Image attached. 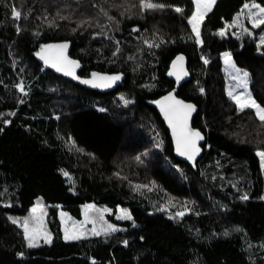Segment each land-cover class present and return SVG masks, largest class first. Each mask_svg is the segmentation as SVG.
<instances>
[{"label": "trees", "instance_id": "obj_1", "mask_svg": "<svg viewBox=\"0 0 264 264\" xmlns=\"http://www.w3.org/2000/svg\"><path fill=\"white\" fill-rule=\"evenodd\" d=\"M253 1L264 6L216 0L199 42L194 0H0V264H264V120L229 94L222 56L248 71L264 107V25L230 28ZM60 39L73 41L81 74L122 71L124 85L99 91L46 67L36 53ZM179 53L190 76L178 94L199 105L207 136L194 166L154 106L175 87ZM91 203L133 217L65 239L60 210L81 219ZM38 204L52 239L34 245L16 220Z\"/></svg>", "mask_w": 264, "mask_h": 264}, {"label": "rangeland", "instance_id": "obj_2", "mask_svg": "<svg viewBox=\"0 0 264 264\" xmlns=\"http://www.w3.org/2000/svg\"><path fill=\"white\" fill-rule=\"evenodd\" d=\"M195 1V11L190 18L192 20L194 15L199 16L200 12H203L202 19L198 18L197 27L199 30V42H202L200 36V26L205 15L212 9L214 3L210 4L207 11H204L203 4L197 5ZM261 8L264 6L260 5L257 1L251 2L240 15L230 24V28L237 34H250L254 35V26H261L264 23L260 21L264 20V12H261ZM192 24V23H191ZM193 27V26H192ZM196 32V31H195ZM197 34V33H196ZM258 44L261 47L264 44V28L257 32ZM224 58V70L228 80V92L237 101L239 100L240 107L244 103L250 104L255 101V104L259 108L263 106L257 104L255 97L253 96L250 88V74L244 68L239 67L232 59L230 54L229 57ZM247 73V76H245ZM258 112V108H256ZM264 152V151H259ZM261 157V156H260ZM261 162L264 167V158L261 157ZM220 206H226L225 201L219 200ZM133 217L132 212L129 208H121L118 206L114 208L110 205L93 203L88 204L83 209V215L81 219H77L65 210H60V218L62 221L63 231L65 235H76L79 238L88 235H96L101 233L111 232L121 228V221L128 217ZM17 223L22 225L26 231V235L31 244L37 245L42 242H47L48 239H52V233L48 226L47 221V209L43 204L34 206L30 211L23 216V219H17Z\"/></svg>", "mask_w": 264, "mask_h": 264}, {"label": "water", "instance_id": "obj_3", "mask_svg": "<svg viewBox=\"0 0 264 264\" xmlns=\"http://www.w3.org/2000/svg\"><path fill=\"white\" fill-rule=\"evenodd\" d=\"M64 44L67 45V48L62 50L55 47H45ZM72 48L73 41L71 39L53 40L44 44L36 53V57L42 64L55 71L57 74H60L65 78L71 79L74 82L91 89L99 91H111L117 89L119 86L124 85L126 74L122 71H105L94 69L89 75L81 74L84 64L80 58L72 54ZM178 57H182L183 59H178ZM60 58H63V60ZM69 61L77 62L78 66L67 63ZM70 72L73 74L70 75ZM93 73L98 75L94 77ZM114 76H119L120 79L114 81L101 79L102 77ZM168 76L175 81V87L161 95L157 101L154 102V106L157 107L163 121L166 124V127L169 129L175 155L181 160H184L194 166L205 152L207 136L201 128L194 125V117L199 110V105L196 102L185 99L178 94L179 87L190 76L188 61L185 54L179 53L174 57L168 70ZM85 80L92 81V83H84L83 81ZM104 84H108L110 86H101ZM177 101H181L183 103L178 104L176 103ZM183 105H194L195 107L194 110H189L184 108ZM182 120L185 122L183 131L181 128ZM195 132H199L202 139L191 135ZM186 135L190 141H194V147L191 144L185 146ZM189 157H191V159Z\"/></svg>", "mask_w": 264, "mask_h": 264}, {"label": "snow or ice", "instance_id": "obj_4", "mask_svg": "<svg viewBox=\"0 0 264 264\" xmlns=\"http://www.w3.org/2000/svg\"><path fill=\"white\" fill-rule=\"evenodd\" d=\"M214 2H215V0H196L197 5H201V4H203V6H204V11H207L209 5L212 4V3H214ZM146 6H147L148 8L157 7V5H153V4H151V3H147ZM245 7H247V5H246ZM260 10H261V12H264V8H261ZM176 11H182V10H181V9H176ZM202 15H203V12H200V13H199V16L194 15L193 18H192V20L190 21V23H192L193 30L196 31V33H197V36H199V30H198V27H197V21H198V18L202 19ZM13 16H14L15 18H19V16H20V12H18V11H14V12H13ZM260 22H261V23H264V20H262V21H260ZM45 47H46V48H52V47H55V48H59V49L62 50V49L67 48V45L64 44V45L45 46ZM38 55H39V54H38ZM229 56H230L229 53H225V57H226V58L229 57ZM60 59L63 60V58H60ZM178 59H183V58H182V57H178ZM67 63H71V64H73V65H77V66H78L77 62H75V61H69V62H67ZM53 66H55V65H53ZM60 70H63V69H60ZM69 74L71 75V74H73V73L70 72ZM97 75H98V74L93 73V76H94V77L97 76ZM245 76H247V73H245ZM101 79H104V80H107V81H114V80H118V79H120V77H119V76H114V77H102ZM83 82H84V83H92V81H89V80H85V81H83ZM101 86L107 87V86H110V85H108V84H104V85H101ZM21 90H23V89H21ZM165 99H168V98H165ZM237 102L240 103L239 100H237ZM126 103H127V101H126ZM176 103H178V104H182L183 102H181V101H177ZM183 106H184V108L189 109V110H194V107H195L194 105H183ZM249 106L254 107V108H258V115H259V117H260L261 120H264V108H259V106L255 104V101H252L250 104H248V103H244V104L241 105V108H243V107H249ZM101 111H103V109H101ZM184 127H185V122L182 120V122H181V128H182V131H183V128H184ZM191 135L195 136L196 138H201V139H202V137L200 136L199 132L192 133ZM189 144H191V145L194 147V141H190L189 138H188V136L186 135V136H185V146H188ZM157 146H159V145H157ZM181 154H187V153H181ZM145 155H146V154H145ZM259 155H260L262 158H264V152H260ZM189 158L191 159V157H189ZM136 159L139 160L140 157H136ZM65 175H66V173H65ZM242 199H247V196L242 197ZM128 218L130 219L131 217L129 216ZM78 238H79V237L76 236V235H71V236H69V235H65V239H78ZM47 242L50 243V239H48ZM125 243H127V242L125 241ZM30 246H32V245L30 244Z\"/></svg>", "mask_w": 264, "mask_h": 264}, {"label": "flooded vegetation", "instance_id": "obj_5", "mask_svg": "<svg viewBox=\"0 0 264 264\" xmlns=\"http://www.w3.org/2000/svg\"><path fill=\"white\" fill-rule=\"evenodd\" d=\"M83 75H85V74H83Z\"/></svg>", "mask_w": 264, "mask_h": 264}]
</instances>
